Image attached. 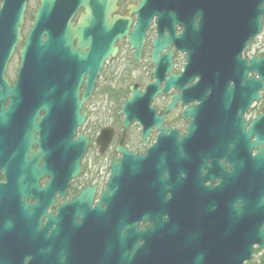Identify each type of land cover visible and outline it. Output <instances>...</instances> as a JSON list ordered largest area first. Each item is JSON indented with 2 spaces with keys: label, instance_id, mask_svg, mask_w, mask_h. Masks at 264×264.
<instances>
[{
  "label": "flooded vegetation",
  "instance_id": "obj_1",
  "mask_svg": "<svg viewBox=\"0 0 264 264\" xmlns=\"http://www.w3.org/2000/svg\"><path fill=\"white\" fill-rule=\"evenodd\" d=\"M140 1L86 0L71 20L77 28L92 16L86 45L74 39L80 51L65 61L70 82L44 105L5 118L12 127L0 130V264H115L116 243L136 241L176 200L226 183L259 153L252 126L264 96L243 113L250 94L242 75L244 62L264 53V34L244 48L239 29L228 28L211 42L198 20L176 24L164 47L155 19L138 48V39L112 37L111 21L129 19L132 33ZM123 160L119 206L108 186L112 164Z\"/></svg>",
  "mask_w": 264,
  "mask_h": 264
},
{
  "label": "water",
  "instance_id": "obj_2",
  "mask_svg": "<svg viewBox=\"0 0 264 264\" xmlns=\"http://www.w3.org/2000/svg\"><path fill=\"white\" fill-rule=\"evenodd\" d=\"M0 1V130L5 131L12 127L5 118L12 117L16 108L44 105L50 93L60 92L70 82L65 61L80 51H74V39H79L78 48L86 45L84 36L92 16L73 28L71 20L86 0H40L31 29L24 36L30 0ZM115 6L113 1L112 11ZM131 12L138 15L133 32L129 31V19L116 17L111 21V36H126L133 44L138 39V48L155 19L164 47L172 44L178 23L205 22L211 42L225 29H239L244 48L264 32V0H141ZM16 55L19 69L11 82L7 72ZM251 71L259 78H247ZM242 78L250 94L245 113L254 100L262 99L264 53L248 65L244 62ZM252 128L256 134L258 130L260 149L254 158L248 157L237 170L234 166L226 183L176 200L171 215L160 219L155 229L138 233L136 241L116 243L115 264H245L256 248L264 250V110ZM124 164L125 160L112 164L108 186L111 202L118 197L119 206L125 203L126 181L120 174H125Z\"/></svg>",
  "mask_w": 264,
  "mask_h": 264
},
{
  "label": "rangeland",
  "instance_id": "obj_3",
  "mask_svg": "<svg viewBox=\"0 0 264 264\" xmlns=\"http://www.w3.org/2000/svg\"><path fill=\"white\" fill-rule=\"evenodd\" d=\"M0 7H1V1H0ZM38 8L35 0H33L28 7V13L26 17V24H25V31L26 33L29 31L31 25H32V15L35 12V10ZM260 50L261 52L264 50V36H261L260 38ZM19 69V59L18 57L14 58L10 68H9V75L15 78V72ZM264 96V92L262 93ZM245 264H264V250L257 251L253 258L246 262Z\"/></svg>",
  "mask_w": 264,
  "mask_h": 264
}]
</instances>
